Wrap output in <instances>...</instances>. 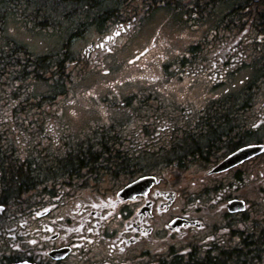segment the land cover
<instances>
[{
    "label": "flooded vegetation",
    "instance_id": "flooded-vegetation-1",
    "mask_svg": "<svg viewBox=\"0 0 264 264\" xmlns=\"http://www.w3.org/2000/svg\"><path fill=\"white\" fill-rule=\"evenodd\" d=\"M192 2L182 0L181 5L171 7L161 3L150 11L140 6L136 17L110 25L112 32L104 39L113 47L122 41L124 44L128 31L160 9L180 11L188 25L198 26L225 3L200 16L196 9L189 11ZM238 4L209 29L220 30L222 37L223 29L238 28V23L225 21L226 14ZM70 19L71 27L77 26L79 11ZM250 28L246 24L245 29ZM214 40L213 34L205 38L202 58L212 57L218 63L228 47L222 38ZM235 49L239 50L237 45ZM253 115L251 120L218 118L217 122L241 123L243 128L234 129H242L243 134H237L234 141L222 138L210 151L200 149L188 165L164 166L160 168L163 174L150 171L124 181L118 176L99 181L79 177L74 182L46 185L41 194H27L25 207L17 202L4 206L0 214V264H264V215H257L256 210L257 196L264 197V151L226 170L211 172L239 148L264 143V139H256L255 111ZM183 116L194 132L190 139L214 130L209 122L215 119ZM261 118L259 123L264 124V112ZM240 138L249 141L241 144ZM206 156L214 159H203ZM146 175L154 180L141 183L148 186L140 193L132 198L118 196L126 185ZM232 200L244 201V210L230 211Z\"/></svg>",
    "mask_w": 264,
    "mask_h": 264
},
{
    "label": "trees",
    "instance_id": "trees-1",
    "mask_svg": "<svg viewBox=\"0 0 264 264\" xmlns=\"http://www.w3.org/2000/svg\"><path fill=\"white\" fill-rule=\"evenodd\" d=\"M228 1L193 0L190 3L192 10L189 11L196 9L203 16L205 10L211 12L218 3ZM2 3L10 4L6 12L17 13L31 27L58 31L67 37L63 47L52 56L34 55L11 41L0 51V204L10 206L17 202L25 207L29 199L27 194H41L46 185L74 182L79 177L99 181L106 176L110 179L118 176L124 181L138 174L159 172L164 166L187 165L189 159L199 156L200 149L210 151L222 138L234 141L237 134H243L242 129H234L243 128L241 123L216 121L220 117H237L222 106L209 109L201 116L215 119L209 122L214 130L209 134L202 133L196 139H190L187 130L182 128L177 132L174 125L171 130L163 132L154 121L159 115L158 107L148 109L144 115L139 111L133 113L136 126L129 131L133 132L129 136H126L127 133L117 135V131H106L105 134L96 131L94 138L87 137L78 145L64 135L62 137L59 131L54 135L55 120L60 116L59 104L67 94L69 72L75 62L84 64L78 58L72 59L68 50L70 40L80 37L90 25L107 33L114 23L136 17L140 6L148 7L150 11L161 3L169 7L181 5L182 0H0V33L6 14L1 8ZM76 10L79 11L80 21L77 26L71 27L72 19L68 20V17H72ZM225 21L238 23V28L223 29L222 37L218 35L221 31L216 29L207 38L213 34L216 43L221 38L224 40L225 34L235 35L233 38H247L256 48V44L264 40V0H244L226 14ZM246 24L251 28L245 29ZM262 75L264 79V71ZM35 83H49L58 93L36 95L31 90ZM261 91H264V83L258 84V89L251 90L250 95L244 91L234 101L252 105L236 107L232 111L244 110L246 114L240 117L246 120H251L255 111L258 121L264 112ZM174 137L177 138L173 140ZM256 139H264V127H258ZM248 141L239 139L241 144ZM212 157L203 159L213 160Z\"/></svg>",
    "mask_w": 264,
    "mask_h": 264
},
{
    "label": "rangeland",
    "instance_id": "rangeland-1",
    "mask_svg": "<svg viewBox=\"0 0 264 264\" xmlns=\"http://www.w3.org/2000/svg\"><path fill=\"white\" fill-rule=\"evenodd\" d=\"M241 1L232 0L217 6L214 13L198 26L188 25L180 11L160 9L139 21L138 26L128 31L127 41L115 47L111 46L110 40L105 41L106 31L88 26L80 37L69 43L72 59L87 60L88 63L79 67L75 62L69 72L67 94L59 104L60 116L55 120L58 130L54 127V135L59 131L62 137L64 135L78 145L87 137L94 138L96 131L104 134L117 131V135L127 133L129 136L133 133L129 131L136 126L133 113L139 111L144 115L153 107L159 109L154 121L163 132L174 125L177 132L182 128L193 135L188 122H183V115L194 118L221 106L237 115L234 118H242L246 114L244 110H232L251 103L234 99H239L244 91L250 95L251 90L256 91L258 84L264 83V40L255 48L247 38L225 34L228 48L224 59L216 63L212 57L202 58L203 42L212 31L209 28ZM1 5L3 11L10 6L7 3ZM5 13L0 51L8 41L22 45L38 56L55 55L63 47L67 37L64 34L35 29L17 13ZM202 39L204 41L199 45ZM100 42L104 43L102 47L98 46ZM236 45L239 50L235 49ZM141 51L146 53L143 57ZM136 55L141 58L133 59ZM55 89L49 83L31 86L36 95L58 93ZM260 96L264 97V91ZM237 102L241 105L236 106ZM262 125L258 120V127Z\"/></svg>",
    "mask_w": 264,
    "mask_h": 264
},
{
    "label": "water",
    "instance_id": "water-1",
    "mask_svg": "<svg viewBox=\"0 0 264 264\" xmlns=\"http://www.w3.org/2000/svg\"><path fill=\"white\" fill-rule=\"evenodd\" d=\"M264 151V144H252L244 146L238 150H236L234 153L227 156L225 159H223L218 166L214 168V172H219L226 170L227 168H230L232 166H235L244 160H247L253 156L259 155ZM150 179L149 177H141L132 182L130 185H128L122 192H120V195L124 197L132 196L137 193L139 187L141 186V183L148 182ZM230 210H241L243 208V204L241 202H236L235 204L232 202L228 205ZM2 207L0 206V210ZM22 264V263H20Z\"/></svg>",
    "mask_w": 264,
    "mask_h": 264
},
{
    "label": "bare ground",
    "instance_id": "bare-ground-1",
    "mask_svg": "<svg viewBox=\"0 0 264 264\" xmlns=\"http://www.w3.org/2000/svg\"><path fill=\"white\" fill-rule=\"evenodd\" d=\"M12 4V3H11ZM61 5V4H60ZM70 8V7H69ZM218 138V137H217ZM34 186V185H33Z\"/></svg>",
    "mask_w": 264,
    "mask_h": 264
}]
</instances>
